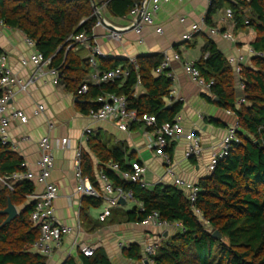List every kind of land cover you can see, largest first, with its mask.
<instances>
[{"label":"trees","instance_id":"1","mask_svg":"<svg viewBox=\"0 0 264 264\" xmlns=\"http://www.w3.org/2000/svg\"><path fill=\"white\" fill-rule=\"evenodd\" d=\"M139 1L0 0V21L34 41L36 50L49 59L48 67L58 71L64 89L82 99V111L95 108L97 105L91 100L100 93L112 92L125 97L128 109L152 114L157 125H161L171 122L180 109L179 103L167 108L164 102L172 83L166 70L155 74L162 55L136 57V70L130 61L123 60L121 68L129 69L126 77L114 83L90 85L88 92L78 95L77 90L86 82L91 68L88 58H80L72 51L73 46L68 48L71 36L92 35L98 21L94 6L100 9L103 5L109 13L122 16ZM222 5L231 10L235 29L253 30L255 37L250 46L256 54L249 59V66H240L238 77L243 84L244 99L241 103H237L233 67L210 38L205 40L203 56L194 62L200 76L206 82L213 81L210 87L213 98L205 95L207 101L235 115L239 139L232 143L228 156L196 182L199 191L194 206L200 215L194 212L185 192L174 185L142 188L121 180L109 168H101L114 186L131 190L133 197L143 204L144 211L135 206L128 213V221L141 222L157 211L161 220L181 224L180 232L156 248L153 264H264V0H215L207 9L206 20ZM1 53L4 52L0 48ZM97 63L99 71L117 67L116 62L107 58H99ZM137 80L142 94H135ZM87 145L103 164L111 162L122 170L129 168L121 148H108L93 137L87 139ZM21 170L23 160L10 150L9 144L0 142V175ZM81 172L94 184L92 165L82 151ZM33 190L29 181L16 183L12 191L0 185V209L6 207L7 195L13 205H23L18 215L0 229V264H46V257L33 248L40 235L39 228L30 221L34 201L25 204ZM82 201L87 206L98 205L100 197L83 196ZM4 218L0 215V224ZM216 230L220 239L212 236ZM128 253L136 255V246L132 245ZM83 259L85 264H110L99 248L93 256ZM63 264L75 262L67 258Z\"/></svg>","mask_w":264,"mask_h":264},{"label":"crops","instance_id":"2","mask_svg":"<svg viewBox=\"0 0 264 264\" xmlns=\"http://www.w3.org/2000/svg\"><path fill=\"white\" fill-rule=\"evenodd\" d=\"M97 9L102 20L100 25L93 28V37L106 58L112 63L116 62L117 67L123 66V60L130 61L138 56L160 54L163 57L164 53L168 55L169 65L165 73L170 76L172 84L169 96L164 98V102L166 107H171L174 103L180 104L175 116L178 115L181 119L182 131L188 133L194 130L203 149L199 158H185L184 149L187 142L180 137L170 144L168 154L176 176L197 182L199 178L209 174L207 165L211 152L220 148L227 126L234 124L236 117L207 101L205 95H212L199 88L184 73L182 64L184 61L200 60L207 38L214 42L226 59L236 57L251 45L255 37L253 30L248 27L235 29L232 20L225 17L229 8L222 5L209 14L200 33L187 42L182 41V34L207 13L205 0H171L164 3L153 15V24L142 25L139 33L130 27L131 11L126 15L115 16L103 5ZM157 26L161 27V33L155 30ZM214 27L229 32L235 41L224 40L220 34L211 36L209 29ZM113 30L121 34V41L106 38L109 31ZM0 48L5 53L7 65L22 82L34 74L33 64L22 67L19 63L20 56H27L36 50L35 46L27 44L21 31L0 25ZM72 51L82 59L88 58L90 54V48L81 44L74 45ZM175 53L179 54V60L174 58ZM250 58H245L241 66H249ZM42 69L43 75L31 82L25 91L14 88L15 95L9 103L10 109H21L28 116V120L26 123L16 119L9 120L6 132L10 150L23 160L24 169L32 171L37 170L40 139L48 136L54 143V166L50 174V181L58 189L57 198L53 202L54 214L58 223L70 230L62 235L60 243L54 247L52 254L46 257V264H63L67 258H72L75 264H85L83 255L76 247L79 243L93 246L95 250L99 248L110 264H147L146 244H155L157 248L180 232L181 224L174 222L169 226H154L142 221H128V213L135 207L129 200L118 201L116 206H110V214L100 221V214L109 204L102 196V183L98 173L107 163L103 164L91 152L87 139L93 137L108 148H121L127 164L133 161L143 164L146 167L144 180L149 189L158 184L172 185V177L165 175L164 163L151 147L154 128L144 123H132L130 130L123 132L113 121L92 122L88 112L81 110L82 99L66 91L60 80L55 81V76L46 66ZM90 74L85 78L88 82ZM235 88L238 97L241 96L242 90L236 75ZM143 92L141 87L135 88V94ZM92 102L95 103V100H91ZM38 105L43 107V112L37 111ZM86 130L90 132L86 133ZM63 137L68 138V146L64 149L56 147L55 142ZM77 149L89 157L95 177L94 184L91 181L90 183L100 194L98 205H85L83 196L77 191L78 183L74 175ZM40 189L41 186L34 187L36 191ZM30 201L27 197L25 204ZM16 207L19 213L23 205ZM132 245L137 249L134 256L128 253Z\"/></svg>","mask_w":264,"mask_h":264},{"label":"built area","instance_id":"3","mask_svg":"<svg viewBox=\"0 0 264 264\" xmlns=\"http://www.w3.org/2000/svg\"><path fill=\"white\" fill-rule=\"evenodd\" d=\"M171 0H142L134 4L131 9L130 15L132 17L130 22V27L136 33L140 32L142 25H152L153 15L159 10L162 4L168 3ZM207 4V9L215 0H205ZM96 13V11H95ZM225 17L227 19L232 18V12L230 9L226 10ZM206 23V14L202 15L198 22L191 24L190 29L182 34V41H189L196 34L200 33ZM101 24V20L98 17V21L95 26ZM0 25L4 26L3 22L0 21ZM94 26V27H95ZM158 33L162 32L161 27L157 26L155 29ZM93 33V31H92ZM209 34L211 36L220 34L224 40L234 42L233 35L229 32L220 31L218 28L214 27L209 29ZM107 39H112L114 41H121V34L118 31H109L106 35ZM25 41L29 45L34 46V41L25 37ZM76 44H81L83 46H88L90 48V54L88 57V63L91 68L90 82H84L80 88L77 90L78 95L85 94L89 90V86H95L100 84L114 83L115 80L120 77H126L129 73V69H122L121 67H116L114 69L99 71L97 60L99 58H106L105 54L100 50V47L96 43L93 34L91 36L85 33H79L77 35L71 36L69 38L68 48ZM256 53L249 45L246 50L238 54L236 57L228 58V62L233 66L234 74L237 76L239 81V87L242 90L243 84L239 80V72L241 63L247 57H252ZM174 58L179 60V54L175 53ZM19 63L22 67L27 66L29 63L33 64L35 67L34 74L26 81L22 82L17 76L12 72V70L7 65L5 53L0 54V88L2 94L0 95V142L2 144H9V138L6 132V125L9 120L16 119L21 123H26L28 116L21 109H10V101L15 95L14 88L19 90H26L27 86L33 82L37 77L43 75V66H46L48 71L55 76V81L58 80V71L55 68H49V59H45L43 55L37 50L33 51L27 56H20ZM130 64L133 69H137V63L135 59L130 60ZM169 65V58L166 53L163 54V59L159 66L155 68V73L161 74L167 70ZM183 71L186 75L191 78L199 88L206 90L210 93V87L213 81L206 82L199 73V70L194 65L193 61H184L182 64ZM170 77L169 75H167ZM136 87H140V81L137 80ZM243 96H239L237 103L243 102ZM95 108H91L88 111V117L94 123L113 121L120 131L128 132L132 123H144L147 126L153 127L154 140L151 143L155 154L160 157L164 163L165 175L172 177V185L180 188L185 192L187 199L193 207L194 212L200 215L199 210L194 206L197 198L199 187L196 182L183 179L180 176L174 174V165L171 158L167 152L170 144L178 140L180 137L185 139L186 146L184 149L185 158L197 159L201 156L202 145L199 136L194 130H190L188 133H184L181 127V119L176 115L171 122H165L161 125H157L156 118L152 114H138L135 110L128 109L127 101L124 96L118 95L112 92H102L96 99ZM37 111L43 112V107L41 105L37 106ZM228 113L233 114L231 111ZM51 128V124H49ZM237 122L227 126L225 133L220 142V148L218 150L211 152V157L207 165V171L210 173L214 170L216 164L228 156L229 151L232 147L233 142H238L237 137ZM90 130H86L89 133ZM87 139V137H86ZM69 140L66 137L61 138L59 141L55 142L56 147L62 149L68 146ZM53 144L48 136H44L38 142V149L40 152L39 159L37 161V170L32 171L29 169H24L21 171H15L11 174L1 176L0 175V185L12 191L16 183H22L25 181L32 182L35 186H41L39 191L33 190V192L28 195V198L34 201V206L30 214V221L34 226H37L40 231L38 239L33 243V248L45 257L52 254L53 249L57 246L63 234L69 232V228L62 226L58 223L54 214L53 202L57 198L58 189L57 186L50 181V174L54 166V158L52 154ZM128 169L122 170L119 168L117 163H107L106 168L114 171L121 180L140 185L142 188H148L147 183L144 180V174L146 167L139 161H133L129 164ZM74 175L78 183L77 191L82 196L90 197H100L99 192L93 187L86 176H83L81 172V150L77 149L76 152V164L74 168ZM98 178L102 183L103 198L109 204L105 207L103 212L99 216V220L103 221L110 214V206H116L119 198L123 200H129L138 207L139 211H144L143 204L133 197V192L131 190H124L120 186H114L112 181L108 178L104 171H99ZM144 224L151 225H166L169 226L172 223L163 221L159 217L157 211L151 212L142 220ZM182 230V226L180 227ZM78 251L85 257H91L94 254L95 248L89 246L85 243H79L76 245ZM156 250L155 244H146L145 262L147 264H153V255Z\"/></svg>","mask_w":264,"mask_h":264},{"label":"water","instance_id":"4","mask_svg":"<svg viewBox=\"0 0 264 264\" xmlns=\"http://www.w3.org/2000/svg\"><path fill=\"white\" fill-rule=\"evenodd\" d=\"M91 1L93 2V0ZM94 10L96 11V15L100 18V20H102L101 15L96 6H94ZM167 107L170 108V106ZM124 201L125 200H123L122 198H119V202H124ZM0 215L5 216L4 220L0 224V229L6 224L10 223L18 215V209L15 205L12 204L8 195H7V205L5 208L0 209ZM212 236L217 239L221 238L217 230L212 233Z\"/></svg>","mask_w":264,"mask_h":264}]
</instances>
